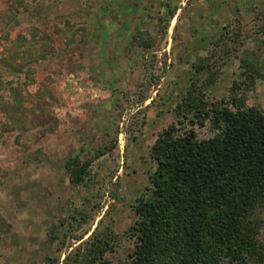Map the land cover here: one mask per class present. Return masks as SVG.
Instances as JSON below:
<instances>
[{
	"label": "rangeland",
	"instance_id": "1",
	"mask_svg": "<svg viewBox=\"0 0 264 264\" xmlns=\"http://www.w3.org/2000/svg\"><path fill=\"white\" fill-rule=\"evenodd\" d=\"M244 61L262 73L253 89ZM195 81L264 111V0H0V264H66L93 235L127 259L151 147Z\"/></svg>",
	"mask_w": 264,
	"mask_h": 264
},
{
	"label": "trees",
	"instance_id": "2",
	"mask_svg": "<svg viewBox=\"0 0 264 264\" xmlns=\"http://www.w3.org/2000/svg\"><path fill=\"white\" fill-rule=\"evenodd\" d=\"M207 59L194 65L196 72L210 68ZM241 65L243 83L253 89L260 68ZM246 95L242 90L228 100H212L193 82L174 110L176 121L151 147L156 167L148 196L137 199L129 257L113 262L106 257L109 239L93 235L75 254L69 252L66 264H264V111ZM206 121L213 135L201 137L196 126ZM66 168L73 184L89 175V163L77 156Z\"/></svg>",
	"mask_w": 264,
	"mask_h": 264
}]
</instances>
